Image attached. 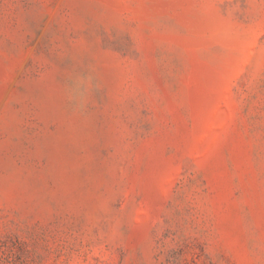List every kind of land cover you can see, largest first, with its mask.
Segmentation results:
<instances>
[{
	"label": "rangeland",
	"instance_id": "obj_1",
	"mask_svg": "<svg viewBox=\"0 0 264 264\" xmlns=\"http://www.w3.org/2000/svg\"><path fill=\"white\" fill-rule=\"evenodd\" d=\"M0 264H264V0H0Z\"/></svg>",
	"mask_w": 264,
	"mask_h": 264
}]
</instances>
